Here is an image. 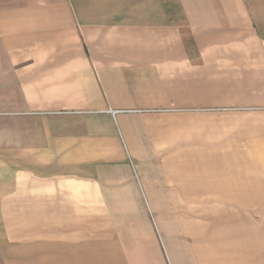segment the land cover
I'll use <instances>...</instances> for the list:
<instances>
[{
    "label": "crops",
    "instance_id": "crops-1",
    "mask_svg": "<svg viewBox=\"0 0 264 264\" xmlns=\"http://www.w3.org/2000/svg\"><path fill=\"white\" fill-rule=\"evenodd\" d=\"M0 264H264V0H0Z\"/></svg>",
    "mask_w": 264,
    "mask_h": 264
}]
</instances>
